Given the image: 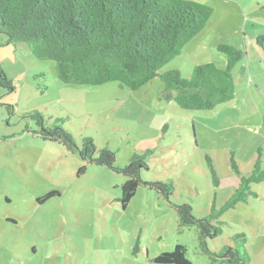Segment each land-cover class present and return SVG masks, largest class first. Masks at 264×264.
<instances>
[{
    "label": "rangeland",
    "instance_id": "obj_1",
    "mask_svg": "<svg viewBox=\"0 0 264 264\" xmlns=\"http://www.w3.org/2000/svg\"><path fill=\"white\" fill-rule=\"evenodd\" d=\"M193 1L212 14L161 72L178 69L188 78L200 63L224 68L222 43L246 53L232 69L234 98L210 110L160 98L158 77L135 90L115 81L64 83L55 61L36 58L25 43H8L0 33V64L12 85H0V264H159L154 258L177 244L193 264H208L197 228H180L175 208L155 190L139 185L123 207L127 177L43 139L26 116L38 110L49 122L63 119L78 145L92 138L97 150L115 153L117 166L152 150L141 179L171 180V200L190 204L196 217L209 212L213 199L222 205L239 183L232 152L246 175L260 148L264 168V0ZM251 188L258 197L223 213L222 233L207 247L218 251L242 232L248 264H264V182ZM51 192L58 195L42 200Z\"/></svg>",
    "mask_w": 264,
    "mask_h": 264
},
{
    "label": "trees",
    "instance_id": "obj_2",
    "mask_svg": "<svg viewBox=\"0 0 264 264\" xmlns=\"http://www.w3.org/2000/svg\"><path fill=\"white\" fill-rule=\"evenodd\" d=\"M211 14L209 5L193 0H0V33L7 36L8 43H25L36 58L55 61L57 77L64 83L100 85L115 81L135 90L158 77L164 85L160 98L174 101L183 109L210 110L234 98L232 69L245 51L219 44L217 51L225 55V67L200 63L193 67L188 78L181 77L178 69L164 72L160 69L181 53L185 44L204 28ZM261 40L256 39L257 43ZM0 85L12 87L1 64ZM26 116L40 129L43 139L75 149L82 160L127 177L121 185L123 207L139 185L155 190L175 208L180 228H197L198 244L208 256V264H248L244 233L234 234L232 244L218 251L209 250L207 241L222 233L223 213L248 202L250 197H258L251 186L264 182L260 148L246 175L240 172L231 153L230 168L239 177L237 187L222 205L217 206L213 199L209 212L196 217L190 204L171 200L174 189L171 180L141 179L140 169L146 166L145 158L152 150L134 153L124 166H117L115 153L106 147L97 150L92 138L85 137L78 145L73 134L63 127V119L49 122L38 110L29 111ZM210 169L217 185L211 165ZM55 195L58 193L51 192L42 200ZM154 262L193 264L180 244L156 256Z\"/></svg>",
    "mask_w": 264,
    "mask_h": 264
}]
</instances>
